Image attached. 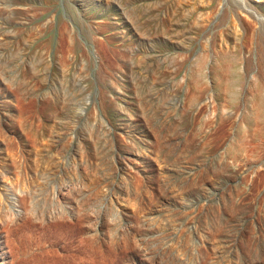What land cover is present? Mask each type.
<instances>
[{
  "label": "rangeland",
  "instance_id": "1",
  "mask_svg": "<svg viewBox=\"0 0 264 264\" xmlns=\"http://www.w3.org/2000/svg\"><path fill=\"white\" fill-rule=\"evenodd\" d=\"M0 264H264V0H0Z\"/></svg>",
  "mask_w": 264,
  "mask_h": 264
}]
</instances>
